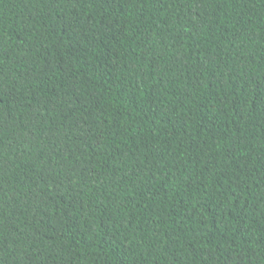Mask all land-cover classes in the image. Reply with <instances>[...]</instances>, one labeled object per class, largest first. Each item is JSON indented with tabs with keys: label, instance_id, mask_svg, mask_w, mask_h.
<instances>
[{
	"label": "trees",
	"instance_id": "obj_1",
	"mask_svg": "<svg viewBox=\"0 0 264 264\" xmlns=\"http://www.w3.org/2000/svg\"><path fill=\"white\" fill-rule=\"evenodd\" d=\"M0 264H264V0H0Z\"/></svg>",
	"mask_w": 264,
	"mask_h": 264
}]
</instances>
